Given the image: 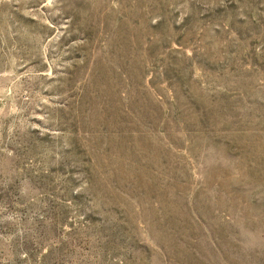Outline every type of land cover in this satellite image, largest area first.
<instances>
[{
    "label": "rangeland",
    "instance_id": "374dc122",
    "mask_svg": "<svg viewBox=\"0 0 264 264\" xmlns=\"http://www.w3.org/2000/svg\"><path fill=\"white\" fill-rule=\"evenodd\" d=\"M0 264H264V0H0Z\"/></svg>",
    "mask_w": 264,
    "mask_h": 264
}]
</instances>
